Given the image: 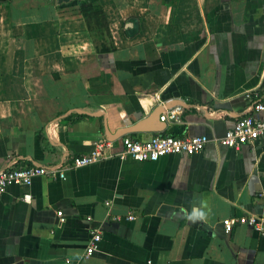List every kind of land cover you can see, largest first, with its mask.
<instances>
[{
  "label": "crops",
  "instance_id": "1",
  "mask_svg": "<svg viewBox=\"0 0 264 264\" xmlns=\"http://www.w3.org/2000/svg\"><path fill=\"white\" fill-rule=\"evenodd\" d=\"M2 1L0 170L67 168L125 138H222L264 99V0H95L100 14L89 0ZM177 107L157 133L107 137ZM250 216L264 218V138L113 157L2 196L0 264H264V236L225 231Z\"/></svg>",
  "mask_w": 264,
  "mask_h": 264
},
{
  "label": "built area",
  "instance_id": "2",
  "mask_svg": "<svg viewBox=\"0 0 264 264\" xmlns=\"http://www.w3.org/2000/svg\"><path fill=\"white\" fill-rule=\"evenodd\" d=\"M251 99V96L248 95ZM182 108L177 107L169 111L161 118V122L177 123L182 114ZM264 138V99L257 102L222 138L211 140L207 136L191 137L188 135L175 137L172 135H155L151 140L143 142L132 138H125L120 152L115 151L114 143L102 142L88 155H80L73 159L67 168L43 167V166H19L16 163L8 169L0 170V198L14 186H32L36 178H47L53 181H65L67 172L72 169H80L94 165L102 160L119 157L131 158L136 162H157L161 158L170 155L188 156L202 153L210 143L239 150L245 145H254ZM60 217L63 213L58 214ZM88 220L91 221V218ZM237 225H245L258 234L264 236V218L257 216L234 218L224 221L227 235H231ZM103 239V233L99 229L90 231V240L85 257L89 258L98 251Z\"/></svg>",
  "mask_w": 264,
  "mask_h": 264
},
{
  "label": "water",
  "instance_id": "3",
  "mask_svg": "<svg viewBox=\"0 0 264 264\" xmlns=\"http://www.w3.org/2000/svg\"><path fill=\"white\" fill-rule=\"evenodd\" d=\"M161 111L164 112V108H161ZM161 112L156 111L151 117L140 121L131 128L119 130L116 134L112 135L107 131V137L109 141H115L119 138H122L131 133H150V132H159L165 127L164 123H160Z\"/></svg>",
  "mask_w": 264,
  "mask_h": 264
},
{
  "label": "trees",
  "instance_id": "4",
  "mask_svg": "<svg viewBox=\"0 0 264 264\" xmlns=\"http://www.w3.org/2000/svg\"><path fill=\"white\" fill-rule=\"evenodd\" d=\"M2 0H0V6H1V4H2ZM94 4H96V2H95V0H89V1H86V2H82L81 4H80V6L82 7V10H83V12L85 13V11H84V8L83 7H86L88 10L89 9H95V12H97L98 14H100V8L99 7H97V6H94ZM97 8V9H96Z\"/></svg>",
  "mask_w": 264,
  "mask_h": 264
}]
</instances>
